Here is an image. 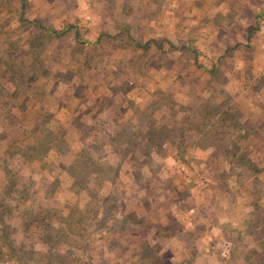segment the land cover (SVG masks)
Instances as JSON below:
<instances>
[{"label": "rangeland", "instance_id": "1", "mask_svg": "<svg viewBox=\"0 0 264 264\" xmlns=\"http://www.w3.org/2000/svg\"><path fill=\"white\" fill-rule=\"evenodd\" d=\"M263 8L0 0V264H264Z\"/></svg>", "mask_w": 264, "mask_h": 264}, {"label": "trees", "instance_id": "2", "mask_svg": "<svg viewBox=\"0 0 264 264\" xmlns=\"http://www.w3.org/2000/svg\"><path fill=\"white\" fill-rule=\"evenodd\" d=\"M260 15H264V8L261 10ZM256 28H257L256 25L250 26L248 29V35L247 36H250L256 30ZM69 29L71 30V26H67V28H64L63 31H67ZM44 34H55V35H57L58 32L55 29L45 27L44 28ZM44 38L45 37L43 36V34H33V36H30V38L28 39V43L30 44V46L32 48V51H31L32 57H33V59H35L37 61V63H40L39 58H40V53H41V47L43 45L42 41L44 40ZM184 46H185V44H184ZM21 72H22V70L15 69L13 74L15 77H20V80H22V79H24L25 74L24 73L22 74ZM151 130L152 129L149 128L148 132H150ZM22 254H25V253H22ZM22 254H20V255H22Z\"/></svg>", "mask_w": 264, "mask_h": 264}]
</instances>
